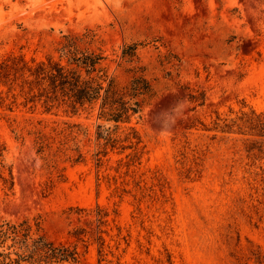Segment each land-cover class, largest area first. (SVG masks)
<instances>
[{"label":"rangeland","instance_id":"rangeland-1","mask_svg":"<svg viewBox=\"0 0 264 264\" xmlns=\"http://www.w3.org/2000/svg\"><path fill=\"white\" fill-rule=\"evenodd\" d=\"M87 28L118 80L127 46L148 66L155 94L124 124L142 142L98 158L100 102L75 113L22 76L1 83L0 212L42 214L64 239V210L106 207L103 252L93 243L82 264H264V139L246 121L264 113V0H0V62L58 57L55 42Z\"/></svg>","mask_w":264,"mask_h":264},{"label":"trees","instance_id":"trees-1","mask_svg":"<svg viewBox=\"0 0 264 264\" xmlns=\"http://www.w3.org/2000/svg\"><path fill=\"white\" fill-rule=\"evenodd\" d=\"M98 43L96 30L87 28L83 32L64 33L54 45L58 57L49 53L46 59L32 57L28 60L24 54L11 52L0 62V84L22 76L23 87L28 83L33 91L35 82L41 95L46 96L48 105L63 101L75 113L82 107H94L100 102L98 117L102 122L97 126V140L103 139L100 142L102 149L97 153L100 158L102 152L106 154L107 144L115 147L121 141H128L129 144H122L123 148H138L142 142L139 130L134 125L124 124L130 123L134 116H141L156 90L147 72L148 66L140 62L136 53L137 44L127 46L123 51V58L129 63L126 66L129 77L122 82L104 65L106 55ZM190 97L196 96L191 93ZM246 121L247 133L264 139V113L253 111L251 115L247 114ZM69 126L78 124L69 123ZM122 128L124 138L119 134ZM44 136L39 135L41 149L45 146ZM256 142L253 141L249 151L261 149ZM2 156L3 152H0V165L5 167ZM82 158L83 153L79 150L75 160ZM1 177L6 183L10 181V188L13 187L12 170L10 178L3 172ZM64 213L68 219L67 235L64 239H55L42 214L14 219L0 212V264H82L84 252L96 242L102 254L110 223L109 210L97 204L95 207L70 206Z\"/></svg>","mask_w":264,"mask_h":264}]
</instances>
